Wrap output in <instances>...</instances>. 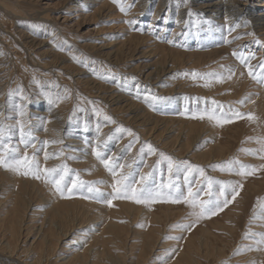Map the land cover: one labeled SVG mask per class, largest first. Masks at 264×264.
<instances>
[{
    "label": "rangeland",
    "instance_id": "obj_1",
    "mask_svg": "<svg viewBox=\"0 0 264 264\" xmlns=\"http://www.w3.org/2000/svg\"><path fill=\"white\" fill-rule=\"evenodd\" d=\"M174 1L169 0V5H173ZM179 1L181 4L185 2V0ZM239 1L242 2L243 7L252 9L256 14L264 12V0ZM98 2H101L102 5L108 0H99ZM108 3L112 6L111 13L114 12L112 16L106 10L107 7L103 6L104 9H102L97 5V8H101V13L94 14L96 6L93 8L87 5L82 7L74 0H0V88L2 89H0V93H4L0 94V98L3 97L0 99V117L2 116L0 127H3L6 132L4 143L9 145V149H17L18 157L25 152L31 157L35 156L34 158H37L41 168L67 165L71 171L65 178L66 182L70 183L71 178L74 179L78 174L81 180L98 187L105 199H111L109 193L112 192L113 177L93 154V151L97 149L105 158H111L113 163L131 164V168L123 169L126 175L130 173L129 180L139 181L140 176L144 174L143 176H147V183L152 186L167 185L172 182L179 185L185 196H187L189 188L194 195L198 190L203 189V191H199L198 198L200 200L209 198L207 195L208 177L243 185L239 189L236 199L222 211L209 218L200 219L194 227L186 230L176 227L177 225L191 224L195 219L190 215L192 209L186 203L143 205L128 199H113L109 206L102 200L85 199L80 195H75L68 200L56 194L51 184L46 183L43 178L39 179L41 184L50 188L51 193L53 192L54 196L57 195L56 198L61 201L76 199L106 208L102 210L103 212L99 211L102 212L103 223H118L122 230L127 231L125 236L122 231L123 247L119 249L122 257L112 246V255L109 258L106 252L101 255L95 253L92 243L85 242L86 239H89L88 235L98 231L102 224L95 222L96 226L93 228L77 230L79 238L77 234H73L69 239L70 245L81 244L80 247H77L78 252L92 258L90 261H96L97 264H188L185 261L187 262L190 257L198 259V264H264V208L261 207V202H264V167H262L264 159H261L264 156V151L261 150V143L257 142L264 140V112H262L264 110V69L260 67V64L264 62V32H249L245 29L236 31V26L230 27V36H232L230 38L233 39L232 43H235L233 50L194 59V64H184L181 66L182 69L176 70L174 73H167L163 80L169 83H159L156 87L151 88L145 78L156 69L157 58L154 53L150 52L151 48L149 47L164 45L180 52L182 49L184 53H199L201 51L209 53L228 44V37L224 36L221 39L223 43L219 40L208 43L211 46L208 44L196 45V35L204 29L211 32V23L202 13H195L194 8L188 10L191 13V15L188 14V22L182 25L183 27H179L174 17L168 18L167 21H165V16L154 18L153 13L158 0L153 1L151 8L144 13L135 9L136 0H132L131 3L128 0H116V2L109 0ZM122 6L126 9L125 12L120 10ZM129 20L135 23H127ZM195 21L196 24L193 26L192 23ZM34 25L41 27H33ZM222 29H224L223 33H227L225 26ZM130 35L145 37L148 43L140 46L131 45L127 43ZM188 36H193L194 41L187 43L186 37ZM257 41L260 43L258 44ZM234 52L237 55H233ZM229 53L231 54L228 55ZM251 53H255V59L250 58L244 63L240 59L237 61V56L240 54L250 57ZM61 57H65L66 61H59ZM73 57L76 59L74 60ZM71 66L84 71L87 75L75 77L74 71L70 69ZM249 66L252 67L251 70L255 68L252 72L254 75L257 74L256 79L248 74ZM237 69L245 73L237 74ZM245 69L246 71H244ZM193 71L201 75L218 74L224 76L225 79L223 82H217L214 75L208 76L206 79H192L190 74ZM112 73H115L114 79L110 78ZM229 74L232 76L231 79L226 78ZM89 80H93L90 81L91 85H88ZM206 83L207 87L204 86ZM240 84L246 85L242 87L239 86ZM100 85L104 86L101 89L115 88L118 95L127 97L131 102L134 101L135 104L157 117L179 119L188 125L192 124L191 126L195 124L208 128L207 125H210L215 128L214 134L205 131L200 142L192 143L193 147L189 153L173 150L172 147L168 151L160 150L161 146L157 143L153 144L150 139H144L142 136V131L150 127L138 126L133 121H128L129 111L122 109L126 104L118 107L113 106L105 97L104 90L99 89V91L95 88ZM174 85H182L185 90L167 93V90L173 88ZM153 96L158 99L153 100ZM213 101H216L217 104H213ZM218 105H223V108L221 109ZM19 107L22 108L23 115ZM213 110L215 115L232 119L233 122L218 126L215 121H210L207 118H191L193 114H211ZM235 112L241 113L243 118H236L233 115ZM248 114L253 115L255 119L249 120ZM52 116L54 117L51 118ZM105 116L111 117L115 123L105 120ZM22 120L24 124L20 123ZM38 120L40 123L38 122L36 125ZM56 121L62 123L61 135L54 131L59 146L56 143L54 147L58 150H51L48 153L46 149L50 150L54 139L49 137L44 129L48 127V123L53 124ZM23 125H26L25 128ZM178 126V124L172 126L171 129L174 132L165 135L166 143L174 141L179 132L180 127L178 128ZM21 128L25 133L24 136H22ZM117 128L131 130L134 135H129L127 131H117ZM154 132L158 135L162 130L156 129ZM28 133L31 135H27ZM45 135L49 138H46ZM33 139H36L34 144ZM25 142L28 143L27 147H25ZM130 144L132 147L129 150L128 145ZM148 144L156 149L155 153H148ZM215 144L223 147L224 152L215 153L214 159L207 163L193 159L194 155ZM141 148L144 149L143 153L140 151ZM62 150L66 152L64 159L60 156ZM45 153L49 155L47 160H45ZM160 153L170 156L174 164L179 165V170L177 171V168L174 167L173 172L169 174L168 161L162 158ZM83 155L91 157L96 166H99L98 170L104 172L99 178L89 179L84 175L83 168L77 164L74 166V163L80 161L79 159H84ZM57 158L64 161L61 160L53 166L52 161H56ZM185 161L187 165L196 167H193L191 172L186 171L187 165L181 163ZM241 165L249 166L248 171H251L252 168H255L256 171L252 175H237ZM229 167L232 171L227 170ZM221 168L225 170L222 171ZM0 169L4 170L5 168L0 167ZM199 169L204 170L203 176ZM4 171L1 172L3 173L1 175L5 176L6 183L4 184L3 179H0V264L37 262L34 261L37 257L32 254V251L33 246L36 247L38 243L42 242L38 230L49 209L48 203L36 201L31 210L24 212V217H26L23 218L20 232L18 231L19 237L22 239L19 238L20 240L16 243L18 246L15 247L14 255H9L2 249L6 244L5 241H2V236L10 234L7 228L15 208L16 196L13 194V181L7 178ZM14 173L20 179L29 180L32 178ZM30 180L39 182L34 178ZM101 181L103 183H98ZM11 182L12 184H8ZM139 186L137 184V187ZM219 187L220 185H213L214 195L218 194ZM230 193L231 189H226L229 199H231ZM85 194L89 195L86 188ZM240 199L242 202L238 206L237 202ZM120 203L132 204L138 211L121 210ZM164 213L166 215L160 218ZM231 213L234 214L232 215L235 218L233 221L229 220ZM44 225L48 230V224L45 222ZM147 243L152 245V250L149 248L145 250L144 246ZM61 246L58 244V247ZM88 246H91L92 249L85 253L84 249L85 247L87 249ZM58 247L55 255L50 250L45 251V254L51 252L52 257L48 258L47 255H42L43 259L39 264H62L64 262L61 261L62 256L58 255L63 252H58ZM30 248L32 249L30 250ZM65 249L67 250L69 247ZM115 254H118V257ZM96 256L99 257L96 258L97 260ZM111 258L114 259L111 260Z\"/></svg>",
    "mask_w": 264,
    "mask_h": 264
},
{
    "label": "bare ground",
    "instance_id": "obj_2",
    "mask_svg": "<svg viewBox=\"0 0 264 264\" xmlns=\"http://www.w3.org/2000/svg\"><path fill=\"white\" fill-rule=\"evenodd\" d=\"M74 1L77 2L79 4V6H82V7H86V5H87V6H91V8H93V7L96 6V8L94 9V14L95 13H98V12L101 13L100 11H101V8L103 6L104 7H107L106 10L109 11V14L111 16L114 14V12L111 13L112 6L108 3L109 0H108V2H105L102 5H101V2H98L99 0H74ZM128 1L130 3L132 2V0H128ZM151 1L150 0H136L135 9H137L141 13H144L147 9L151 8V5H152L151 3H153V1H156V0H151ZM168 1L169 0H158V3H157V6H156V9H155V12L153 13L154 14V18H157L159 16H165V21H167L168 18L174 17L176 19V24L179 27H181L182 25L186 24V22H188V18H189V16H188L189 11L188 10H191V8H194L195 13H199V14L202 13V15H204L205 18L207 20H209L210 23H211V29H210L211 32H207L206 29H204L200 34L198 33L196 35L197 38H195V41H197L195 44L196 45H198V44H200V45L201 44H206L207 45L208 43H211L212 41L215 42V41L221 40L224 36H227L228 37V41H229L230 44L229 43L228 44H225V46L222 47V48H219L218 47L219 48L218 50H217V48H216V50L214 49L216 46L214 48L212 47L214 50L213 51H210L209 53H203L202 51L201 52L198 51L199 53H190V52L189 53H184V51L182 52V49H181V52H180V51H177V49L175 50L173 48H170V47L164 46V45H154L152 47H149V48H151L150 49V52L154 53L156 55V58H157L156 59V62L157 63L155 62L156 63V66H155L156 69L153 72L151 71V73H149L147 75V77L145 78V81H147V83L150 85L151 88L156 87L157 85H159V83L160 84L161 83L162 84L163 83H169L168 81L163 80V77L166 76L167 73L168 74L174 73L176 70L182 69L181 66L184 65V64H189V63L194 64V62H195L194 59L203 58V57H210L211 55L220 53L221 51L222 52H228V51H230L234 47V44H235V43L234 44L232 43V40L233 39L230 38V37H232V36H230L231 35V32L229 31V28L230 27H233V26L235 27L236 26V31H238V30H244L245 29V30H248L249 32H260V31L261 32L262 31L264 32V12L262 11L261 13L256 14V12H254L252 9L247 8V7H243V5L241 4L242 2L240 3L239 0H189V1L185 0L184 4H181V2L179 0H175L172 3L173 5H169V2ZM97 5L101 6V8L100 9L97 8ZM102 9H104V8H102ZM195 24H196V21H195V23L194 22L192 23L193 26ZM224 26H225V28H227V33L226 32L223 33V30L224 29H222V28ZM190 32H191V30H190ZM190 37L191 36L186 37V39H187L186 42L187 43L188 42L191 43L192 41H194L192 39L193 36L191 38ZM229 38H230V40H229ZM127 43H129L131 45H136V46L139 45L140 46V45H145L146 43H148V40H147V38L142 37V36H139V35H130L128 37V39H127ZM222 43H223V41H222ZM208 45H210V44H208ZM201 49H203V48H201ZM206 49H208V48H206ZM230 54L231 53H229L228 55H230ZM233 59H234V57H233ZM256 59L258 60V58H256ZM59 61L64 62V61H66V58L65 57H61V58H59ZM237 61H238V58H237ZM253 62H254V60H253ZM251 65H253V63ZM240 66H243V65H240ZM245 66H246V64H245ZM253 67H254V65H253ZM258 67L259 66L257 65V68ZM70 69H72V71H74L75 77L85 75L84 71H82V70H80L78 68H75V67L71 66ZM233 69H235V68L233 67ZM246 69L244 71H246ZM253 69H255V68H253ZM242 72L243 71L240 70V69H237V71H236V73L237 74L239 73L240 75H243V73H245V72H243V73ZM246 74H244V75H246ZM90 81H93V80H89L88 85H91V82ZM245 85L246 84H240L239 86H242L243 87ZM102 87H104V86L100 85L98 87L96 86L95 88H97V90H99ZM160 88H162V87H160ZM101 90H104L105 97L107 99H109L110 103L113 104V106L118 107V106H120L122 104H126L125 106H123L125 108H122V109H126V111H129V114L128 115L130 117H129L128 121H130V122L133 121L138 126L145 125L146 127L147 126L150 127V128L145 129V131L144 130L142 131V136H143L144 139H150V141L153 144L154 143H157L159 146H161L162 148H159L160 150H167L168 151L169 148L172 147L173 150H176L177 149V150L186 151V153L187 152L189 153V152H191L192 147H193V144L192 143H198V142H200L202 140L201 139L202 136L205 135V134H203L205 131H209L208 133L214 134V129L215 128L211 127L210 125H207L208 128H206L205 126L202 127L203 125L202 126H200V125L197 126L195 124H193V126H191L192 124L188 125L187 123H184L182 120H179V119L160 118V117H157L156 115H153L152 113L147 112L145 109H143L138 104H135L134 101L131 102V100L128 99L127 97H125L123 95H118L117 92H116V90H115V88L107 87V88H103ZM183 90H185V87H183L182 85H177V86L174 85L173 88L167 90V93L168 92L172 93V92H176V91H183ZM2 94H4V93H2ZM2 98L3 97L1 96L0 99H2ZM60 103H62V102H60ZM0 105H1V103H0ZM62 109H63V107H62ZM21 111H22V108H20V112ZM58 112L60 114V111H58ZM262 112H264V110ZM1 113H3V112H1ZM33 113L35 114V112H33ZM24 114H25V112H24ZM22 115H23V111H22ZM25 116H27V115H25ZM53 117L54 116H52L51 118H53ZM60 118H61V116H60ZM23 119H24V117H23ZM2 120H3V118L1 119V122H2ZM27 120H29V119H27ZM61 120H62V118H61ZM22 122H23V120L20 123H22ZM38 122H39V120L37 121V124L36 125H38ZM23 124H24V122H23ZM177 124L179 125L178 128L180 127L179 130L176 129V130L179 131L178 132V135L176 136V138L174 139V141L169 142V143H166L165 142L166 141L165 135H169L172 132H174L171 128H172V126L177 125ZM61 125H62L61 122L59 123V122L56 121V122H53V124L48 123V127L46 126L47 128L44 129L45 132H46V134L49 135V137H52L54 139V140H52L53 142L51 144L50 150L48 151L46 149V151L48 153L51 150L52 151H57L58 150L57 148L54 147V145L56 143L57 144L59 143V141L57 140V137L55 135L56 132H54V131H57L61 135V131H62L61 130L62 129ZM25 126L23 128H25ZM156 129L162 130V132L159 133L158 135H156L155 132H154ZM5 135H6V132H5ZM47 135H45L46 138L48 137ZM213 137H215V136H213ZM203 138H205V137H203ZM23 139L26 140L24 137H23ZM20 140H21V138H20ZM33 140H34V142H33V144H34L36 139H33ZM212 140H214V139H212ZM47 142H48V140H47ZM33 144H31V145H33ZM49 145L50 144H48V146ZM7 146H9V145H7ZM58 146H59V144H58ZM194 148H195V146H194ZM32 152H34V151L32 150ZM38 152H40V151H38ZM60 152H61V155L60 156L62 158L64 156L66 157L65 150H62ZM217 152L223 153L224 152V148L221 147L219 144H215L213 146H208L206 148V150H204L203 152L197 153L196 155H194V158L193 159L198 160L200 162L207 163L211 159H214L213 156ZM56 153H58V152H56ZM75 153H76V151H75ZM74 155H76V154H74ZM78 155H80V154H78ZM188 155H190V154H188ZM83 157H84V155H83ZM63 159L57 158V159H55L56 161H52V164H54L53 166L57 165L61 160L64 161ZM67 159H68V157H67ZM36 160H37V158H36ZM73 160H75V159H73ZM79 160L80 161H77L76 163H74V166L77 164V166L83 168L82 170L85 171L83 173H84V175L87 178H89V179L90 178L97 179V178H99V176L102 175V173H104V172H100L98 170V167L99 166L98 167L96 166L95 162L93 161V159L91 157H88V156L85 155V157H84L83 160H81V159H79ZM97 165H99V164H97ZM44 167H46V166H44ZM44 167H42V168H44ZM4 170L0 169V179H3L4 184L6 183L4 181L5 180L4 179L5 176L3 177L1 175V174H3L1 172L4 171V173L7 176V178H10L11 180L10 179L9 180L10 181H13V184L14 185L12 184V182L11 183H8V184H12V186H13V194L16 196V199L14 201L15 208H14V211H13V215H12L11 219L8 222L9 223V226L7 228L10 234H9V236H7V234H5V236H2L3 237L2 238V241H5L6 242V244L4 243L5 244L4 248H2V249L4 251L8 252L9 255H11V256L14 255L15 247L18 246V245H16V243H18V241L20 239H22V238L19 237V232H20L19 229L21 227L23 218L26 217V216L24 217V212L25 211L28 212L29 209L31 210L36 201H38V202H42L43 201V202L48 203L49 209L45 213V216L43 218L44 220L42 219L43 222L41 223V226L39 227L40 229L38 230L39 233H40V236L42 237V242L41 243H38V245L36 247L33 246L32 254H35L36 257H37V259L36 258L35 259L33 258V259H34V261L36 260L37 262L30 263L31 261H29L28 264H39L42 261V259H43L42 258V255H47L48 258L52 257V253L54 255L56 254V248L58 247V244L59 245L60 244L62 245L61 247H58L59 249H57L58 252H63V254H59L58 255V256H62L61 257L62 258L61 261H64L62 264H97L96 261H90V259H92V258L84 255L81 252H78L79 250L77 249V247L78 246L80 247L81 244L80 245L77 244L78 246H71L70 245L71 242H69V239L71 238V236L73 234H77V237L79 236V232L77 230H84L87 227H92L93 228V226H96V223L97 224H102V227L100 229H98V231L90 233V235H88L89 236V239H86L87 241H85V240L84 241L87 242L88 244L89 243H92V248H95L94 251L97 254H100L101 255V253H104L105 254V252H106L107 257L110 258L111 255H112V250L111 249H112V246H113V248H116L117 249L118 252L117 251L116 252L119 255H121V257H122V254L119 253L120 252L119 249H121L123 247L122 246V244H123V239H122L123 237L122 236L123 235L125 236V234H127V231L126 230L125 231L122 230L121 229L122 227L120 228V226L118 225V223H111V222H110L111 224H109V223L108 224L103 223L104 219H103L102 214H101L103 212L102 210L104 209L103 207L100 208V206L98 207V206H95V205H91V203L89 204L88 202H82V201L76 200V199L75 200H72V201H61L60 199H57L56 198L57 195L54 196L53 195V192L51 193V191L49 190L50 188L48 189L45 185L41 184V182L39 180L38 181L40 183L39 182H35L36 180L31 181L30 179H32V178H30L29 180H27V179L26 180L20 179V178H18V176H15V173L13 171L11 172V171H7L6 169H4ZM101 171H103V170H101ZM6 172H7V174H6ZM103 177H104V175H103ZM106 177H107V175H106ZM3 182H2V184H3ZM8 184H6V186ZM8 187H9V185H8ZM16 189H17V191H16ZM3 190H4V188H3ZM241 202L242 201L240 199L237 202V205L239 206L241 204ZM119 205L121 206L120 207L121 210L123 209V210H125L127 212H134V211L137 212L138 211L137 209H135L132 206V204L120 203ZM100 210L102 212H99ZM166 213H164L162 216H160V218H162L163 216H165ZM232 215H234V214L231 213L229 215V220L232 219V221H233V219H235V218ZM104 216L106 217V213H105ZM45 222H46V224H48V228H47L48 230L45 229L46 228V226L44 225ZM112 222H113V220H112ZM2 228H1V230H2ZM4 228H5V226H4ZM122 231H124L123 235H122ZM29 233H31V232H29ZM85 233H88V232H85ZM86 237H87V234H86ZM78 242H79V240H78ZM64 247L65 248L66 247H69V249L66 250ZM90 247L91 246H88L87 249L85 247L84 252L86 253L90 249H92ZM144 247H145V250L148 249V248L150 250H152V245L149 244V243H147ZM18 249L20 250V248H18ZM31 249L32 248H30V250ZM48 250H50L52 253L50 252V254H48V253L45 254V251H48ZM89 254H91V253H89ZM207 254H209V252ZM6 255H4V256H6ZM18 255H19V252H18ZM64 255H66V256H64ZM115 255H114V257H115ZM257 255H258L257 257H259V254H257ZM97 257L98 256H96L95 259ZM113 259L114 258H111V260H113ZM115 260H116V258H115ZM116 262H117V260H116ZM120 262H121V260H120ZM185 263H188V264H198V259H196V258H190L189 257L187 259V262L185 261Z\"/></svg>",
    "mask_w": 264,
    "mask_h": 264
},
{
    "label": "snow or ice",
    "instance_id": "obj_3",
    "mask_svg": "<svg viewBox=\"0 0 264 264\" xmlns=\"http://www.w3.org/2000/svg\"><path fill=\"white\" fill-rule=\"evenodd\" d=\"M116 2V0H114ZM122 12H125L126 9L122 6L120 9ZM191 15V13H189ZM129 24L135 23L134 21H127ZM33 27H41L40 25H34ZM171 43V41H169ZM259 44L260 42L257 41ZM233 55H237V53H233ZM255 59V53H251L250 57L245 56L243 54H240L238 56V59L241 60L242 63H244L248 59ZM75 60L76 57H73ZM94 63V62H93ZM260 67L264 69V62L260 64ZM231 72V70H229ZM250 76H252L254 79L257 77L253 74L251 70V66H249V73ZM185 75H188V73H185ZM192 79H206L208 76H215V79L217 82H223L225 79L224 76L218 75V74H206L201 75L195 71H193L191 74ZM112 79L115 78V73L111 74ZM227 79H231L232 76L229 74ZM133 80L135 78L133 77ZM205 87L208 86L206 83L204 85ZM153 100L158 99L157 97H152ZM242 103V101H241ZM213 104H217L216 101H213ZM221 109L223 108V105H218ZM233 115L236 118H243L242 114L239 112L233 113ZM193 119H205L207 118L210 121H215V123L218 126H223L226 123L233 122L232 119H226L222 118L220 116H217L213 113H205V114H193ZM247 118L249 120L255 119V117L251 114H248ZM105 120H108L112 123H115L114 120H112L111 117L105 116ZM22 136L25 135L22 128ZM117 131H127L129 135H134L131 130L123 129V128H117ZM4 134L5 130L3 127H0V167H3L7 170L14 171L18 174H22L24 176H31L34 179H44L46 183L51 184L52 188L54 189V192L58 194L61 198L64 199H71L75 195H80L85 199L93 198L97 200H102L103 202H106L109 206L112 204L113 199H128L132 200L137 204H143V205H151L155 203H172V204H179V203H186L191 209L192 212L190 215L194 217L195 219L192 221L191 224L187 225H177L176 227H180L186 230H190L191 227L195 226V223H197L200 219L203 218H209L213 215H216L219 211H222L224 207H227L228 204H230L232 201L236 199V197L239 195V189L243 187V185H238L229 181H218L214 180L211 177L207 178V188H208V199L207 200H200L199 197V191H203V189L198 190V192L194 195L191 191V188H189V191L187 193V196L180 190L179 185L169 182L167 185L161 184L157 186H152L147 183V177L146 176H140L139 181H133L129 180V175H126L123 172V169L125 167L131 168V164L125 165L120 163H113L111 158H105V156L101 153L99 150H94L93 154L96 156L98 160L101 161V163L104 165V167L112 174L113 177V184H112V192L109 193L111 196V199H105L104 194L100 191L98 187H94L91 184H88L87 182L81 180L79 178V175L77 174L74 179H71L70 183L66 182V176L69 175L70 169H68L67 165H60L59 167H53L48 168L44 167L41 168L39 162L34 158L30 157L27 152H25L22 156H17L16 152L18 151L15 148L9 149L6 144H4ZM27 135H31L28 133ZM138 139V138H137ZM258 143H261L262 148L261 150L264 151V140H258ZM47 143V142H45ZM28 146V143L25 142V147ZM34 146V145H33ZM132 145H128V149L130 150ZM148 153L152 154L156 152V149L152 147L151 144L147 145ZM140 151L143 153L144 149L141 148ZM161 157L166 159L168 161V172L171 174L173 172V168L176 167L177 171L179 170V165L174 164L172 158L170 156H166L164 153H160ZM49 158L48 153H45V160ZM261 159H264V156L261 157ZM185 165H187V162H181ZM196 166L187 165L186 171L191 172L192 168ZM249 166L241 165L240 170L237 172V175L240 176H247L252 175L256 169L252 168L251 171H248L247 168ZM264 167V166H262ZM221 170H225L224 168H221ZM228 171H232L231 167L227 169ZM200 174L204 175V170L199 169ZM187 178V177H185ZM98 183H103L98 182ZM137 184L140 186L137 187ZM213 185H220L218 194H213L212 188ZM85 188L87 189V193L89 195L85 194ZM231 189V199L228 198V195H226V189ZM167 189V190H165ZM223 197V199H221ZM261 207L264 208V202H261ZM174 239L176 237H173Z\"/></svg>",
    "mask_w": 264,
    "mask_h": 264
}]
</instances>
